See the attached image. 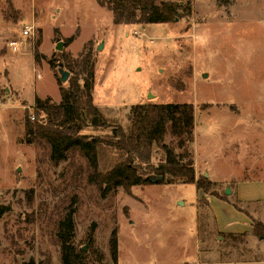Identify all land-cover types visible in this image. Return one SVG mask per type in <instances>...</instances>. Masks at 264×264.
I'll use <instances>...</instances> for the list:
<instances>
[{"label":"rangeland","instance_id":"rangeland-1","mask_svg":"<svg viewBox=\"0 0 264 264\" xmlns=\"http://www.w3.org/2000/svg\"><path fill=\"white\" fill-rule=\"evenodd\" d=\"M159 1L180 5L173 21L114 25L112 13L95 0H0V205L10 207L0 219V264H61L58 222L72 199V243L86 253L87 264H98L99 255L102 264H113L108 238L114 229L117 264L264 260V241L251 228L252 220L264 224V201H240L234 192L238 181H264V0ZM25 26L33 29L27 39L19 36ZM11 41L19 53L8 46ZM61 53L74 63L89 54L92 102L112 125L126 129L134 105L191 104L194 131L187 149L211 170L215 181L203 169L195 177L210 182L208 191L153 184L118 188L101 198L87 182L78 152L55 164L44 141L28 143L26 118L47 120L35 98L58 104L59 88L68 86L58 72ZM80 133L105 140L110 129L87 126ZM164 142L174 141L167 133ZM117 158L102 146L99 171ZM163 159L153 146L148 164ZM211 200L244 215L250 232L219 231Z\"/></svg>","mask_w":264,"mask_h":264},{"label":"trees","instance_id":"trees-1","mask_svg":"<svg viewBox=\"0 0 264 264\" xmlns=\"http://www.w3.org/2000/svg\"><path fill=\"white\" fill-rule=\"evenodd\" d=\"M112 13L114 25L162 24L173 21L178 15L179 4L159 0H95ZM73 37L67 38L69 45ZM62 66L68 71L67 88H59L61 101L58 104L49 98H35V106L46 117L45 124L25 120L27 142L44 141L50 150L51 162L57 164L68 160L71 152H78L86 161V180L96 186L101 198L107 197L118 188L129 190L137 186L153 184H192L197 190L208 191L209 181L196 179L193 160L187 149L192 140L194 128L193 106L182 104H139L131 106L129 125L126 129L106 121L92 102L94 64L89 54L79 62H73L61 53ZM65 60V61H64ZM51 65V62H50ZM52 66V65H51ZM82 81L80 84L79 81ZM85 115L89 122L83 119ZM110 129V135L103 140L97 136L81 134L83 128ZM169 134L174 142H164ZM102 146L110 147L117 154V161L108 170L99 171V152ZM153 146L164 153L163 161L157 166L149 165ZM179 149V152H175ZM162 180H158L160 178ZM75 200L66 208L64 217L58 222L57 238L60 243L61 264H87L88 256L77 250L72 243L74 237L73 214ZM10 207L0 205V219ZM252 234L264 241V224L251 223ZM117 231L108 238L109 257L117 264ZM97 263L102 264L104 256L99 255ZM28 264H34L32 261Z\"/></svg>","mask_w":264,"mask_h":264},{"label":"crops","instance_id":"crops-1","mask_svg":"<svg viewBox=\"0 0 264 264\" xmlns=\"http://www.w3.org/2000/svg\"><path fill=\"white\" fill-rule=\"evenodd\" d=\"M194 116V110H193ZM194 131V128H193ZM193 140V138H192ZM193 167L195 172V177L198 176L203 169L202 174L207 175L205 171L208 172V175L211 181H215L213 175L211 174V170L208 167L202 168L201 165H198L195 162L194 154L192 155ZM197 190V189H196ZM200 190H197V194ZM235 196L240 201L246 202H262L264 201V181H238L235 188ZM210 208L213 211V215L215 218V222L219 231H225L227 233H231V235L242 233V232H250V226L247 223V220L244 215L236 212L229 206L228 204H224L222 202L211 200ZM219 213L217 212V210ZM229 216H234V219H230ZM236 222H239L243 225H238ZM262 249H264V242L261 243ZM238 264H264V260L255 261V262H243Z\"/></svg>","mask_w":264,"mask_h":264},{"label":"built area","instance_id":"built-area-1","mask_svg":"<svg viewBox=\"0 0 264 264\" xmlns=\"http://www.w3.org/2000/svg\"><path fill=\"white\" fill-rule=\"evenodd\" d=\"M19 36H20V38H23V39H27L29 37H32L33 36V29H32V27L25 26L24 28H22L20 30V32H19ZM19 44H21L20 41H19ZM8 46L11 48V50L14 53H19V46L17 44V41H11V42H9L8 43Z\"/></svg>","mask_w":264,"mask_h":264},{"label":"water","instance_id":"water-1","mask_svg":"<svg viewBox=\"0 0 264 264\" xmlns=\"http://www.w3.org/2000/svg\"><path fill=\"white\" fill-rule=\"evenodd\" d=\"M56 42H57L56 50L57 51H61L63 49V42H61L59 40H57ZM98 50H101V46L98 47ZM58 68H59L58 72L60 74V81L61 82H66V80L68 79V76H69L68 72H66V71L63 70V66H62L61 63L58 64ZM158 180H162L161 177L158 178ZM225 194L226 195H229L230 194V191H229L228 188H226Z\"/></svg>","mask_w":264,"mask_h":264}]
</instances>
